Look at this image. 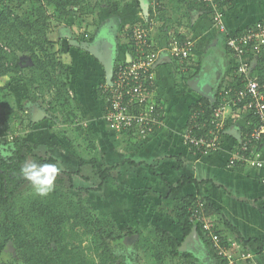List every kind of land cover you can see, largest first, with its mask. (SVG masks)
<instances>
[{
	"label": "crops",
	"instance_id": "crops-1",
	"mask_svg": "<svg viewBox=\"0 0 264 264\" xmlns=\"http://www.w3.org/2000/svg\"><path fill=\"white\" fill-rule=\"evenodd\" d=\"M178 1L180 0H164V19L161 20L164 38L155 30L152 36L154 46L158 50L155 70L158 91L165 110L164 126L154 135L143 141H136L127 135L114 134L108 129L103 117L104 102L100 100L102 99L100 85L104 82L101 81L106 73L103 64L109 66L107 61L106 63L99 61L101 66L97 70L98 73L93 75L96 88L93 93L88 89L85 100L80 98L84 92L80 82L82 76L78 73L71 75L70 81L75 85V88H72L75 102L80 103L81 108L80 130L84 135L90 131L88 134L95 138L93 141L97 146V155L92 159L102 161L106 166H118L112 173L114 176L112 182H106L99 191V197L94 198L98 202L97 208L94 206L92 189L96 190L99 184H94L93 177L86 173L84 170L86 166L82 167L81 175L73 177V184L78 192L75 196L78 198L80 195L78 190H82L81 196L92 208V212L100 217L112 218L118 224L119 230L138 229L147 235L150 228L161 227L181 241L184 239V232L171 214V209L177 200L200 193L210 199L214 209L222 214L215 217L219 220L217 224L222 236L237 245L238 250L234 248L237 253L241 252L246 256L245 260L238 262L264 264V184L261 182V173L242 164L232 166L234 140L239 142V136L243 137L242 128L246 123L247 114L242 116L233 110L236 120L234 122L230 120V130L218 152L198 156L189 151L184 144L183 136L190 122L191 106L199 104L202 100L210 102L218 89L234 82L237 79L235 72L237 60L230 55L226 47V35L213 27L209 11L204 7L196 9L188 0L184 3ZM263 5L264 0L229 2L225 6L228 34L239 33L257 22H263ZM256 12L255 17H250ZM260 14H263V18L255 19ZM176 29L180 36L192 38L196 42L195 53L186 65L173 58L170 51V35ZM128 36L126 31L122 34L120 43L123 42V47H120V51L125 53L118 54L111 70L125 54H128ZM100 69L102 75L99 74ZM47 127L45 123L43 126L39 125V130L35 128L43 134ZM36 129L32 131L33 138L30 141L40 146L38 152H43L44 149L48 152L55 150L53 146L55 147L57 142L51 140L52 138L45 144L40 139L39 141L37 138L34 139L39 133ZM66 151L64 153L67 155V163L74 167L76 157L73 154L72 159L73 155ZM55 158L61 169L58 156ZM32 162L36 161L32 158L27 161ZM80 165L79 163L77 170L75 168L61 170L76 173ZM183 177L207 183L189 185L170 196L167 183L174 184ZM128 239L135 244L136 249L139 237L135 235ZM128 239L124 243H128ZM255 240L262 241L263 253L259 252L260 248ZM1 251L3 256L9 252L0 246ZM135 254L137 255L133 257L134 253H130L131 258L127 260L124 256L122 261L125 264H157L150 253L136 249ZM183 254L190 255L192 261L180 257L168 259L165 263L218 264L208 244L198 233H192L185 239L180 249V255Z\"/></svg>",
	"mask_w": 264,
	"mask_h": 264
},
{
	"label": "trees",
	"instance_id": "trees-1",
	"mask_svg": "<svg viewBox=\"0 0 264 264\" xmlns=\"http://www.w3.org/2000/svg\"><path fill=\"white\" fill-rule=\"evenodd\" d=\"M89 1L48 0L47 5H37L30 3L29 0H8L7 6L3 4V8H0V78L17 73L18 53L29 54L32 64L29 67L28 85L36 89V93L30 98L31 101L37 103L43 99L50 112L59 114L69 112L72 123H75L78 117L73 109L74 93L69 87L71 71L59 60V53L55 50L56 44L49 39L52 17L47 7L52 6L57 19L63 22L72 15L73 8H78L81 13L94 11ZM233 1L228 0L224 5ZM28 2L30 5L26 6ZM104 2L111 5L112 0H104ZM194 5L196 9L204 7L206 11L211 10L204 4L194 3ZM20 8L22 13H17L16 11ZM148 14L147 20L150 21L155 16L154 10L149 8ZM157 18L164 19V8L158 10ZM144 25L149 26L148 23ZM160 30L163 31V27ZM127 34L130 36L132 29L128 30ZM176 37L182 42L188 39L179 34ZM131 47H128L127 53L134 52ZM257 62L253 75H257L263 82L264 47L257 55ZM117 64L114 68H117ZM236 77L234 82L218 89V101L213 105L214 107H217L220 102L219 92L228 89L236 90L243 86V78L237 74ZM48 96L51 98L47 99ZM200 105L207 110L205 120H210L212 111L209 108L212 105L207 100L192 105L191 114ZM1 120L5 125L11 122L6 116H2ZM246 120L242 128L243 138L254 131L258 122L256 116L250 113L247 114ZM11 138L3 144L0 143V246L3 250L9 251L5 256L2 251L0 252V264H125L119 260L116 253L126 239L135 235L139 237L136 249L150 253L157 264H166L168 259L174 260L180 257L192 261L190 255H180V249L185 239L195 229L202 238H205L202 225L193 219V211L197 208L200 210V204L203 205L202 209L207 217L213 218L216 233L221 237L222 243L227 246L231 244L222 236V231L217 224L219 220L215 219L222 214L214 209L210 199L203 197L200 193L177 200L171 209V214L184 232L183 240L176 239L161 227L150 228L147 235L138 229H128L125 234H121L118 224L112 218L100 217L92 212V208L81 196L82 190H78L80 193L78 198L71 194L76 190L73 177L81 175L82 167L86 165H91L94 174L100 180L97 191H101L106 182H112L114 178L112 173L118 166H106L104 162L97 159L82 160L76 173L60 171L54 181L53 191L48 195L23 196L19 192L23 182L20 169L27 161L32 158L40 164L57 165V159L49 153L41 156L40 151L38 152L40 146L30 140H21L13 135ZM234 142L237 147L238 142L235 140ZM206 183L207 181L200 183L195 179L183 177L178 182L167 183V185L171 196L189 185L197 186ZM255 241L259 245V252L263 253L262 241ZM206 243L209 246V242L206 241ZM229 246L228 249L234 257L240 260L241 252L237 253ZM209 249L218 264H228L226 259L218 257L210 247ZM242 262L249 264V261Z\"/></svg>",
	"mask_w": 264,
	"mask_h": 264
},
{
	"label": "built area",
	"instance_id": "built-area-1",
	"mask_svg": "<svg viewBox=\"0 0 264 264\" xmlns=\"http://www.w3.org/2000/svg\"><path fill=\"white\" fill-rule=\"evenodd\" d=\"M227 1L189 0L192 4H204L211 8L209 13L212 25L226 35V47L237 60L235 72L243 78V86L219 92L220 102L217 107L213 106L218 101L217 93L213 96L210 100V120H205L207 110L203 105L192 112L183 140L193 154L208 156L218 152L223 146L225 135L231 127L230 120H236L234 112L237 111L242 116L253 114L258 119L257 125L249 136H239L238 145L233 149L232 166L242 164L251 167L261 173V182L264 184V81L253 75L258 63L257 55L264 47V22L249 26L240 34H228L224 5ZM4 3L5 0H0V8ZM153 7L155 16L148 22V27L142 24L130 28L132 34L128 36V47L132 46L134 52L126 54L117 68L113 69L110 78L100 86L104 120L108 129L114 134L127 135L136 141L148 139L164 126L165 110L155 72L158 50L150 32L155 28L158 10L163 8V4L160 0H154ZM195 48L196 42L192 38L182 42L178 37H171L172 57L184 65L194 55ZM202 207L200 204L201 209L193 211V219L202 225L205 234L203 241H208L211 250L218 257L226 259L228 264H236L239 258L234 257L228 249L229 245L222 243L221 237L216 233L213 218H208ZM232 246L238 250L237 245L231 243L229 248ZM245 259L246 256L242 254L240 260Z\"/></svg>",
	"mask_w": 264,
	"mask_h": 264
},
{
	"label": "rangeland",
	"instance_id": "rangeland-1",
	"mask_svg": "<svg viewBox=\"0 0 264 264\" xmlns=\"http://www.w3.org/2000/svg\"><path fill=\"white\" fill-rule=\"evenodd\" d=\"M29 1L37 5H47L48 0ZM100 1L101 0L89 1L91 8L94 10L90 13H81L78 11V8H73L72 15L63 22L57 19L55 9L52 6L47 7L48 13L52 17L48 34L49 39L55 42V50L59 53V60L63 62L67 68H70L71 75L80 74V76H82L80 82L82 83L81 87L84 92L83 95H80V98L84 100L85 97H87L88 89H91L90 91L93 93L92 91L96 88L93 75L98 73L97 70H99V66H101L99 61L101 60L103 63L107 61L109 64L107 67L103 64L106 73L101 82L107 81L109 70L111 71V66H113L118 54L125 53L120 51V47H123V42L122 44L120 43L122 34L139 24L148 23V10L149 8H154V0H112L111 5H108L104 0L103 2ZM160 1L164 6V0ZM6 4H8V0H5L4 5ZM29 5L28 2L26 6ZM16 12L22 13L21 8ZM256 15L257 12L251 14L250 17L253 18ZM262 16L263 14H260L255 19L263 18ZM158 20L159 19L156 18L157 23H155L154 30L162 34L164 38V30L162 32L159 29L161 27L164 28V26H162L161 20ZM154 30L150 31L151 37L154 36ZM177 31L176 29V33L174 32L170 35V38L176 37ZM125 40V43H127V39ZM121 50H123V48H121ZM31 64L32 62L29 54L18 53L19 69L17 73L0 78V143L3 144L5 141L11 140L12 135L14 137H19L21 140H32V131L36 129L35 127L39 130V125L43 126L46 123L48 126L46 132L42 134V132L36 129L39 133H37V136H34V139L37 138V141L40 139L41 142L45 144L48 139L52 138L51 140L57 143L55 147L53 146L55 150L48 152V150L45 151L44 149L43 152H40V155L45 156L46 153H50L49 155L51 156H58L61 169L70 170V168H75L77 170L79 163H81L83 159H92L97 155V146L93 141L95 139L94 136L88 134L90 131L84 135L80 130V103L76 104L74 98L73 109L78 117L75 123L71 122V115L69 112L65 114L50 112L47 103L43 102V99H40L37 103H33L30 98L32 94L36 93V89L28 85V79L30 77L29 67ZM100 73L101 69L99 71V74ZM102 74L103 73H101V75ZM70 82V89L75 88L74 82ZM49 98L51 97L48 96L47 99ZM2 116H6L11 122L5 125L1 120ZM46 119L47 122H45ZM65 151L75 155L77 166L74 163L75 166L71 167L73 165L67 163ZM74 155L71 157L72 159H74ZM61 169L60 171L63 172ZM84 170L93 177L94 184H99L100 180L94 174L91 165H86ZM65 180L68 183V179L66 178ZM91 186L93 185L91 184ZM92 190H94L92 195L93 201L95 202L94 206L97 208L98 202H96L94 198L99 197V191H97V189L95 190V188ZM19 192L23 196L38 195L32 183L25 179L24 176ZM71 194L76 197L75 195H77L78 192L75 190ZM122 229L120 233L125 234L127 230L124 228ZM135 251L136 249L133 247V242L129 240L128 243L125 242L122 247L120 246L116 254L119 260L122 261L124 256L125 260L130 259V253H134L133 257L136 256L137 254H135ZM145 255L144 253V256Z\"/></svg>",
	"mask_w": 264,
	"mask_h": 264
},
{
	"label": "clouds",
	"instance_id": "clouds-1",
	"mask_svg": "<svg viewBox=\"0 0 264 264\" xmlns=\"http://www.w3.org/2000/svg\"><path fill=\"white\" fill-rule=\"evenodd\" d=\"M21 174L30 181L37 194L48 195L54 188V181L60 172L56 164L44 163L38 165L35 162L26 163L21 169Z\"/></svg>",
	"mask_w": 264,
	"mask_h": 264
},
{
	"label": "water",
	"instance_id": "water-1",
	"mask_svg": "<svg viewBox=\"0 0 264 264\" xmlns=\"http://www.w3.org/2000/svg\"><path fill=\"white\" fill-rule=\"evenodd\" d=\"M112 71H113V69H112L111 72L109 73V77H108V78H110V76H111V74H112ZM214 95H215V93H214ZM193 233H197V232H196V229L194 230Z\"/></svg>",
	"mask_w": 264,
	"mask_h": 264
},
{
	"label": "bare ground",
	"instance_id": "bare-ground-1",
	"mask_svg": "<svg viewBox=\"0 0 264 264\" xmlns=\"http://www.w3.org/2000/svg\"><path fill=\"white\" fill-rule=\"evenodd\" d=\"M104 113V112H103ZM104 117V116H103Z\"/></svg>",
	"mask_w": 264,
	"mask_h": 264
}]
</instances>
